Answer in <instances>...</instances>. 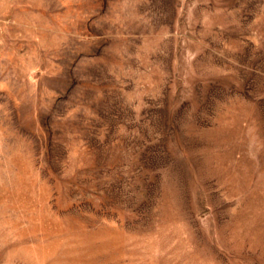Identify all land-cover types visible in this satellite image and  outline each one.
<instances>
[{"label": "rangeland", "instance_id": "rangeland-1", "mask_svg": "<svg viewBox=\"0 0 264 264\" xmlns=\"http://www.w3.org/2000/svg\"><path fill=\"white\" fill-rule=\"evenodd\" d=\"M0 264H264V0H0Z\"/></svg>", "mask_w": 264, "mask_h": 264}]
</instances>
